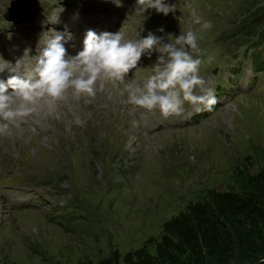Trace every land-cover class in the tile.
Segmentation results:
<instances>
[{
	"label": "rangeland",
	"instance_id": "obj_1",
	"mask_svg": "<svg viewBox=\"0 0 264 264\" xmlns=\"http://www.w3.org/2000/svg\"><path fill=\"white\" fill-rule=\"evenodd\" d=\"M12 1L34 17L27 25L50 12L43 5L49 0H27L28 7L0 0V14ZM124 2L131 21L141 23L131 27L133 39L150 27L167 42L182 30L199 32L195 16L210 21L199 47L212 40L208 69L219 67L216 83L226 82V66L239 51L253 49L259 72L243 94L189 126L163 129L157 116L146 119L147 110L126 103L116 83L103 86L113 99L103 88L92 98L69 92L55 118L12 125L0 136V264L97 262L144 244L154 254L164 221L210 189L237 190V170L255 173L264 164V40L253 45L264 23L244 26L259 13L264 21V0H182L178 7L190 18L178 20L154 9L136 13L135 3ZM153 57L156 63L158 53ZM175 118L167 120L176 125ZM13 172L16 181L6 178ZM31 196L46 203L18 208Z\"/></svg>",
	"mask_w": 264,
	"mask_h": 264
},
{
	"label": "clouds",
	"instance_id": "obj_2",
	"mask_svg": "<svg viewBox=\"0 0 264 264\" xmlns=\"http://www.w3.org/2000/svg\"><path fill=\"white\" fill-rule=\"evenodd\" d=\"M149 9L167 16L175 6L170 7L164 0H136V13ZM193 23L200 25L199 32L192 28L182 30L179 36L169 35L167 42L151 32L144 38L137 35L127 39L123 28L114 34L100 35L89 30L83 50L71 58H66L64 34L49 30L42 35L37 55L30 57L34 63L24 68L23 76L14 75L6 83L0 82V136L10 134L12 125L33 114L44 109L54 111L57 102L69 92L77 99L92 98L97 85L103 88L105 83L124 82L129 72L137 69L142 56L150 57L153 51L158 53V59L151 68L152 74L142 83L132 81L125 85L126 103L148 111L159 110L165 117L180 113L185 104L201 105L211 111L217 99L210 92L197 93L204 80L200 76L202 60L194 57L200 51L201 34L212 24L199 16ZM158 31L163 32V28ZM22 61L13 71L20 69Z\"/></svg>",
	"mask_w": 264,
	"mask_h": 264
},
{
	"label": "trees",
	"instance_id": "obj_3",
	"mask_svg": "<svg viewBox=\"0 0 264 264\" xmlns=\"http://www.w3.org/2000/svg\"><path fill=\"white\" fill-rule=\"evenodd\" d=\"M263 23L259 13L245 27ZM236 180L237 190L210 189L164 221L154 254L144 244L79 264H264V164L255 173L237 170Z\"/></svg>",
	"mask_w": 264,
	"mask_h": 264
},
{
	"label": "bare ground",
	"instance_id": "obj_4",
	"mask_svg": "<svg viewBox=\"0 0 264 264\" xmlns=\"http://www.w3.org/2000/svg\"><path fill=\"white\" fill-rule=\"evenodd\" d=\"M22 3H23L24 5H26V6L29 5V3H27V0H22ZM171 3H172L171 0H167V4H169V6H170ZM135 4H136V3H135ZM27 7H28V6H27ZM104 87H105V86H104ZM99 88H100V86L97 85V91H98ZM105 88H106V87H105ZM100 89H101V88H100ZM101 90H102L103 95H105V98H106V99H113V98L115 97V95H112L111 92H110L109 90L104 89V88L101 89ZM103 90H104V91H103ZM97 91H96V92H97ZM69 96L72 97L71 94H69ZM101 96H102V94H101ZM65 100H67L66 97H65ZM246 100L252 102L251 99H249V98H246ZM60 111H61L60 106H59L58 104H56L54 111L49 112L47 109H44V110H42V111H40V112H38V113H36V114H33L34 116H33V115L30 116L29 119H30V120H34V121H36V122L38 123V121H40V120L55 118L56 116H58L59 114H61ZM62 116H63V113H62ZM27 118H28V117H27ZM25 119H26V118H25ZM19 123H21V122H18L17 124H19Z\"/></svg>",
	"mask_w": 264,
	"mask_h": 264
},
{
	"label": "water",
	"instance_id": "obj_5",
	"mask_svg": "<svg viewBox=\"0 0 264 264\" xmlns=\"http://www.w3.org/2000/svg\"><path fill=\"white\" fill-rule=\"evenodd\" d=\"M10 15V16H9ZM9 16V17H8ZM5 18H9L12 19L13 17H15V14H4Z\"/></svg>",
	"mask_w": 264,
	"mask_h": 264
}]
</instances>
